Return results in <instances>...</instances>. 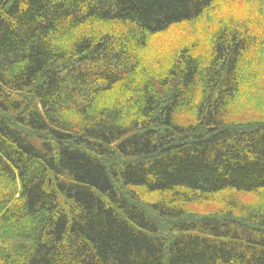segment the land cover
<instances>
[{"label":"trees","instance_id":"1","mask_svg":"<svg viewBox=\"0 0 264 264\" xmlns=\"http://www.w3.org/2000/svg\"><path fill=\"white\" fill-rule=\"evenodd\" d=\"M0 264H264V0H0Z\"/></svg>","mask_w":264,"mask_h":264},{"label":"rangeland","instance_id":"2","mask_svg":"<svg viewBox=\"0 0 264 264\" xmlns=\"http://www.w3.org/2000/svg\"><path fill=\"white\" fill-rule=\"evenodd\" d=\"M245 2V3H244ZM247 3V4H246ZM228 5H230V4H228ZM243 5V7L245 8H250L249 7V5H250V3H249V1H240V2H238V3H236V4H234V6H242ZM175 34V31L174 32H170V33H164V34H160V35H158L157 37H156V39H155V41L157 42V41H159V40H161V42L162 41H167L169 38H171L173 35ZM246 199H250L252 202H254V203H257V200H256V198L255 197H253V196H249V197H247Z\"/></svg>","mask_w":264,"mask_h":264}]
</instances>
